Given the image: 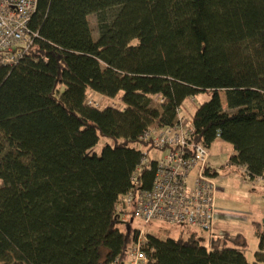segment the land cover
<instances>
[{"label": "trees", "instance_id": "16d2710c", "mask_svg": "<svg viewBox=\"0 0 264 264\" xmlns=\"http://www.w3.org/2000/svg\"><path fill=\"white\" fill-rule=\"evenodd\" d=\"M30 22L39 38L0 67V263H127L139 231L121 199L153 150L140 134L172 125L201 92L210 99L191 118L195 143L230 144L229 164L264 183V0H38ZM95 93L126 108L90 107ZM152 178L142 170V188ZM255 229L252 263L240 233L205 245L188 228L146 235L145 253L149 264H264Z\"/></svg>", "mask_w": 264, "mask_h": 264}, {"label": "built area", "instance_id": "2783aa9c", "mask_svg": "<svg viewBox=\"0 0 264 264\" xmlns=\"http://www.w3.org/2000/svg\"><path fill=\"white\" fill-rule=\"evenodd\" d=\"M37 3L38 0H0V67L18 65L39 38L30 26ZM94 96L86 101L90 107L100 108L106 101L111 108H126L119 98L97 93ZM176 111L172 125L159 128L152 124L140 134V141L148 143L160 156L151 160L149 152H142L136 170L130 175V187L121 199V218L126 220L130 216L142 225L125 264H149L143 227L151 223L207 232L209 239L214 236L217 210L214 200L219 189L215 171L209 165V149L195 143L192 122L184 119L180 107ZM142 170L153 174L149 188L141 186ZM242 173L248 178L246 169Z\"/></svg>", "mask_w": 264, "mask_h": 264}, {"label": "rangeland", "instance_id": "374dc122", "mask_svg": "<svg viewBox=\"0 0 264 264\" xmlns=\"http://www.w3.org/2000/svg\"><path fill=\"white\" fill-rule=\"evenodd\" d=\"M89 26L92 31L94 40L98 38L97 19L95 15L90 14L87 17ZM221 98V106L227 112H233L226 106L224 92L219 94ZM99 99V97H97ZM210 94L201 92L194 97L187 98L181 105L180 110L184 119L191 123V118L195 109L202 102L208 101ZM150 107L158 108L157 100H152ZM101 140L94 148L100 154L103 145ZM210 160L209 165L217 174L215 181L219 189V193L215 196L216 203V218L214 221V235L219 234H241L244 238L245 256L249 263L254 260L255 252L258 250V238L255 236V226H264V183L262 181H252L244 176L242 167L232 166L228 160L233 154V149L230 144L216 140L212 143V147L208 150ZM159 153L151 150L148 153V158L159 157ZM142 225L132 222L131 231H140ZM186 228L182 226L165 225L162 223H151L143 227L146 235L153 236L160 240L167 238L186 237L184 232ZM199 240L202 244L208 245L209 233L197 232ZM132 247V246H131ZM2 264V263H0Z\"/></svg>", "mask_w": 264, "mask_h": 264}, {"label": "crops", "instance_id": "0c3cea01", "mask_svg": "<svg viewBox=\"0 0 264 264\" xmlns=\"http://www.w3.org/2000/svg\"><path fill=\"white\" fill-rule=\"evenodd\" d=\"M243 170H245L244 167H242V171H243ZM216 174H217V173H216ZM252 181H262V180L258 178V179L252 180ZM221 235H222V234H221Z\"/></svg>", "mask_w": 264, "mask_h": 264}, {"label": "bare ground", "instance_id": "6f19581e", "mask_svg": "<svg viewBox=\"0 0 264 264\" xmlns=\"http://www.w3.org/2000/svg\"><path fill=\"white\" fill-rule=\"evenodd\" d=\"M118 260V259H117Z\"/></svg>", "mask_w": 264, "mask_h": 264}, {"label": "water", "instance_id": "95a60500", "mask_svg": "<svg viewBox=\"0 0 264 264\" xmlns=\"http://www.w3.org/2000/svg\"><path fill=\"white\" fill-rule=\"evenodd\" d=\"M132 222V221H131Z\"/></svg>", "mask_w": 264, "mask_h": 264}]
</instances>
